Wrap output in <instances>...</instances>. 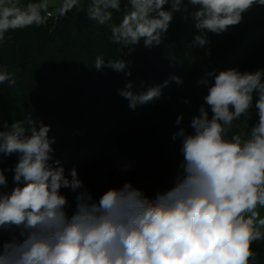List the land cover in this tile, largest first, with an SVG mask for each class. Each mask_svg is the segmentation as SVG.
Instances as JSON below:
<instances>
[{"label": "clouds", "instance_id": "9594fccd", "mask_svg": "<svg viewBox=\"0 0 264 264\" xmlns=\"http://www.w3.org/2000/svg\"><path fill=\"white\" fill-rule=\"evenodd\" d=\"M253 5L264 6V0H126L123 9L122 0H88L86 9L81 0H62L57 11L65 17L86 10L110 30L113 43L131 47L143 40L152 47L161 43L176 12L190 16L198 32L220 34ZM49 6V0H0V40L10 30L44 24ZM192 43L203 47L207 39L195 35ZM94 64L97 70L126 68L119 58L106 63L97 56ZM5 82L15 84L14 74L0 68V84ZM168 83L135 93L129 82L119 94L135 109L158 98ZM253 102L257 120L235 130ZM182 120L178 116L176 125ZM190 128L172 136L181 142L183 159L170 190L149 198L125 183L96 202L75 168L68 178L59 160L50 163L49 125L31 116L0 124V153L18 155L13 179L24 182L10 194L0 192V226L21 229L20 239L0 245V264H254L252 245L264 241V70L231 68L214 75ZM6 184L0 170V186ZM62 188L76 193L71 215Z\"/></svg>", "mask_w": 264, "mask_h": 264}, {"label": "trees", "instance_id": "16d2710c", "mask_svg": "<svg viewBox=\"0 0 264 264\" xmlns=\"http://www.w3.org/2000/svg\"><path fill=\"white\" fill-rule=\"evenodd\" d=\"M125 3L122 0V9ZM87 4L88 0H81L83 8ZM56 8L49 7L51 15L44 24L10 30L0 40V68L8 69L15 79V84H0V124L31 116L49 125L48 135L54 141L50 163L59 160L68 178L75 168L96 202L108 189L125 183L149 198L170 190L183 159L172 136L181 127L192 131L190 121L204 105L214 75L231 68L264 70V6L253 5L238 25L220 34L200 33L190 16L176 12L161 43L152 47L143 40L131 47L115 44L110 30L89 19L86 10L73 9L61 17L53 13ZM121 16L122 12L114 13L113 22L118 23ZM201 34L207 39L203 47L192 43ZM97 56L106 63L122 59L126 68L123 72L108 67L97 70ZM173 76L183 83L172 80ZM165 80L169 83L158 98L135 109L119 94L129 82L133 92L141 93ZM254 102L235 130L255 123ZM180 115L182 123L176 125ZM18 159L17 154L0 153V170L7 181L0 192L10 194L23 186V181L17 184L13 179ZM60 191L71 215L76 193L67 188ZM20 231L0 226V245L20 239ZM252 249L257 253L254 264H264V241L254 243Z\"/></svg>", "mask_w": 264, "mask_h": 264}, {"label": "rangeland", "instance_id": "374dc122", "mask_svg": "<svg viewBox=\"0 0 264 264\" xmlns=\"http://www.w3.org/2000/svg\"><path fill=\"white\" fill-rule=\"evenodd\" d=\"M60 4H61V0H49V5H50L49 7H51V6H57V8L53 10V13L55 15H58L57 9L59 8ZM180 143H181L180 140L177 139V142L174 143V148H180ZM125 179L126 178H122L121 180H125Z\"/></svg>", "mask_w": 264, "mask_h": 264}]
</instances>
